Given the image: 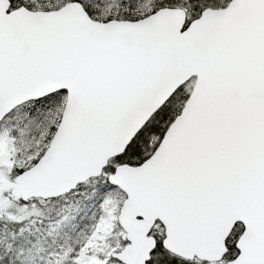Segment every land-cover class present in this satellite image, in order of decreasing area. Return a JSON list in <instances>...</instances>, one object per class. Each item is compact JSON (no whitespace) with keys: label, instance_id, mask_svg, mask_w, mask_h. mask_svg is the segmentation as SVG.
I'll list each match as a JSON object with an SVG mask.
<instances>
[{"label":"snow or ice","instance_id":"1","mask_svg":"<svg viewBox=\"0 0 264 264\" xmlns=\"http://www.w3.org/2000/svg\"><path fill=\"white\" fill-rule=\"evenodd\" d=\"M0 264H264V0H0Z\"/></svg>","mask_w":264,"mask_h":264}]
</instances>
